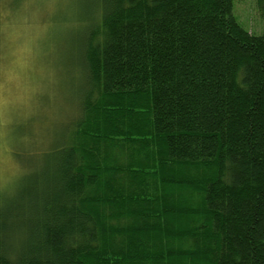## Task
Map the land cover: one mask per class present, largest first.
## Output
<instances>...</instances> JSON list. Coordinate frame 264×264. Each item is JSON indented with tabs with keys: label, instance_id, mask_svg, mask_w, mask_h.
Returning a JSON list of instances; mask_svg holds the SVG:
<instances>
[{
	"label": "trees",
	"instance_id": "trees-1",
	"mask_svg": "<svg viewBox=\"0 0 264 264\" xmlns=\"http://www.w3.org/2000/svg\"><path fill=\"white\" fill-rule=\"evenodd\" d=\"M96 1L81 113L0 201V264H264V31L234 0Z\"/></svg>",
	"mask_w": 264,
	"mask_h": 264
},
{
	"label": "rangeland",
	"instance_id": "rangeland-1",
	"mask_svg": "<svg viewBox=\"0 0 264 264\" xmlns=\"http://www.w3.org/2000/svg\"><path fill=\"white\" fill-rule=\"evenodd\" d=\"M98 13L96 0H0V201L80 115L79 57ZM234 14L263 33L256 0H234Z\"/></svg>",
	"mask_w": 264,
	"mask_h": 264
}]
</instances>
